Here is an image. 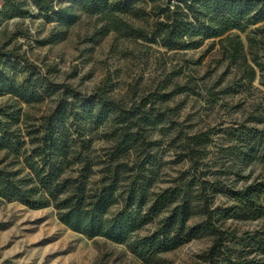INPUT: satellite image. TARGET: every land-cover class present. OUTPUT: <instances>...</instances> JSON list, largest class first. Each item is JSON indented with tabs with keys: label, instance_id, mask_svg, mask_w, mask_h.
Returning <instances> with one entry per match:
<instances>
[{
	"label": "trees",
	"instance_id": "16d2710c",
	"mask_svg": "<svg viewBox=\"0 0 264 264\" xmlns=\"http://www.w3.org/2000/svg\"><path fill=\"white\" fill-rule=\"evenodd\" d=\"M89 15L108 18L112 29L158 46L197 48L218 38L235 64L237 78L226 91L264 86V23L250 30L244 48L238 33L264 22V0H72ZM38 16L56 27L43 40H61L77 16L53 0H29ZM26 0H3L0 16L22 17ZM152 19L134 28L132 19ZM60 28V29H56ZM235 87V88H234ZM176 93L150 90L136 100L113 97L106 82L90 93L57 83L18 48L0 45V198L31 209L52 207L58 220L88 238L125 244L142 264H161L162 253L207 236L198 264H264V229L238 234L229 219L264 218V93L253 114L228 133L227 152L242 166L260 164L258 180L225 186L219 173L198 170L210 142L208 131L177 132L189 169L158 188L160 136L170 128ZM49 100L39 116L23 105ZM251 121V124H247ZM101 140L103 144H97ZM225 196L228 205H214ZM152 230L139 234L148 225Z\"/></svg>",
	"mask_w": 264,
	"mask_h": 264
},
{
	"label": "rangeland",
	"instance_id": "374dc122",
	"mask_svg": "<svg viewBox=\"0 0 264 264\" xmlns=\"http://www.w3.org/2000/svg\"><path fill=\"white\" fill-rule=\"evenodd\" d=\"M26 2L22 8L28 11L27 15L0 16V45L18 48L55 82L90 93L104 81L113 97L125 101L136 100L150 90L176 92L166 103L173 109L170 128L163 136L154 133L160 140V177L156 187L168 186L179 172L189 169L181 141L174 139L180 130L185 134L209 132L210 142L198 167L206 176L217 172L225 186L234 188L259 179L260 164L242 166L226 149L228 133L250 114H256L253 107L261 101L264 86L257 75L251 84L245 83L234 92L224 91L233 85L238 74L235 64L222 55L218 38L205 40L197 48L169 50L112 29L106 16L86 14L72 0H53L55 4L71 6L77 20L61 30L65 33L61 40L43 43L56 24L39 17L38 10L29 0ZM2 3L0 0V6ZM151 22V18L130 20L134 28L146 29ZM263 23L238 33L245 49L250 30ZM258 35L264 36V32ZM4 100L0 97V102ZM50 107L49 100L23 105L25 112L35 117ZM260 201L264 203V194ZM213 204L225 207L229 202L218 194ZM153 226L148 225L139 234L149 232ZM226 226L238 234L252 232L264 229V218L229 219ZM209 245L207 236L192 239L162 253L161 264H198ZM0 264L142 263L125 244L102 237L88 238L70 230L58 220L52 207L31 209L0 198Z\"/></svg>",
	"mask_w": 264,
	"mask_h": 264
}]
</instances>
